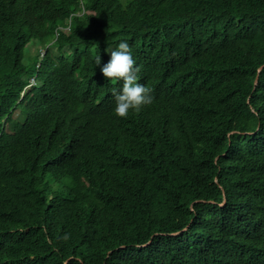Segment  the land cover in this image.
<instances>
[{
  "label": "trees",
  "instance_id": "trees-1",
  "mask_svg": "<svg viewBox=\"0 0 264 264\" xmlns=\"http://www.w3.org/2000/svg\"><path fill=\"white\" fill-rule=\"evenodd\" d=\"M0 264H264V0H0Z\"/></svg>",
  "mask_w": 264,
  "mask_h": 264
},
{
  "label": "clouds",
  "instance_id": "clouds-1",
  "mask_svg": "<svg viewBox=\"0 0 264 264\" xmlns=\"http://www.w3.org/2000/svg\"><path fill=\"white\" fill-rule=\"evenodd\" d=\"M82 13V12H80ZM69 29V27H65L64 30L67 31ZM43 53V51H41V54ZM31 82L33 83V80H31Z\"/></svg>",
  "mask_w": 264,
  "mask_h": 264
},
{
  "label": "water",
  "instance_id": "water-1",
  "mask_svg": "<svg viewBox=\"0 0 264 264\" xmlns=\"http://www.w3.org/2000/svg\"><path fill=\"white\" fill-rule=\"evenodd\" d=\"M177 232H175V233H172V234H176Z\"/></svg>",
  "mask_w": 264,
  "mask_h": 264
}]
</instances>
